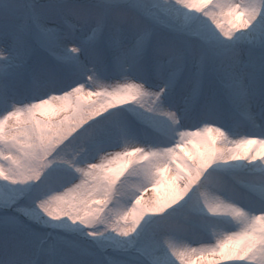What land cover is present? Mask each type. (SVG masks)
<instances>
[{
  "label": "snow or ice",
  "instance_id": "obj_1",
  "mask_svg": "<svg viewBox=\"0 0 264 264\" xmlns=\"http://www.w3.org/2000/svg\"><path fill=\"white\" fill-rule=\"evenodd\" d=\"M0 264H264V0H0Z\"/></svg>",
  "mask_w": 264,
  "mask_h": 264
}]
</instances>
